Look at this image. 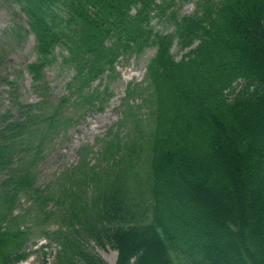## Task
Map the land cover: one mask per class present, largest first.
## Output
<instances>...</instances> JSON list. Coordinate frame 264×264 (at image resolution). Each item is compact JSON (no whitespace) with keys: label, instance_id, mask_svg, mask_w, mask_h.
Segmentation results:
<instances>
[{"label":"trees","instance_id":"1","mask_svg":"<svg viewBox=\"0 0 264 264\" xmlns=\"http://www.w3.org/2000/svg\"><path fill=\"white\" fill-rule=\"evenodd\" d=\"M186 1L195 3L191 15L180 14ZM0 2L18 6L35 37L27 70L39 91L60 60L75 72L70 97L51 111L44 99L19 117L3 116L0 264L30 256L29 229L14 215L22 191L44 220H59L46 233L61 247L59 264H106L87 249L86 236L116 248V264H264V0ZM148 48L156 52L145 81L131 83L122 103L121 126L130 132L110 136L97 155L82 147L76 168L60 178L61 192L36 188L31 168L39 154L73 126L66 102L103 111L113 95L93 83L111 81L121 59ZM175 48L185 52L180 60ZM0 81L16 95V80L0 74ZM33 142V158L19 160L17 151ZM137 167H148L146 183ZM147 198L149 215L136 205ZM50 200L66 209L48 211ZM116 222L127 226L102 227Z\"/></svg>","mask_w":264,"mask_h":264},{"label":"rangeland","instance_id":"2","mask_svg":"<svg viewBox=\"0 0 264 264\" xmlns=\"http://www.w3.org/2000/svg\"><path fill=\"white\" fill-rule=\"evenodd\" d=\"M181 15H191L195 12V3L186 1L179 6ZM20 14V15H19ZM156 29L163 30L164 25L156 21ZM24 27H27L25 17L20 13L18 6L0 2V74L8 77L10 80H16L17 91L11 85L0 81V128L3 127V116L10 113L19 117L23 111V106L38 105L41 101H45V112H49L56 107L65 98L70 97V89L68 87L75 72L72 67L63 64L60 60L57 64L46 69V90L39 91L27 70V66L34 62L36 55L34 52L35 37L28 34ZM17 32L21 36L16 35ZM155 48H148L140 55L126 56L117 64V74L114 79L108 81L106 78L97 80L92 85V89L109 87L112 93L111 101L106 105L103 111L97 108L83 110L80 107L66 102L64 108V117L73 118V126L69 128L67 133H63L54 140L48 142L42 152L39 154V162L31 169L36 173L35 187L47 189L52 186V193L55 195L60 190V178L70 171L79 161V151L82 147H92L93 153L97 155L104 141L115 136L119 132L120 137L130 132V128L121 126L122 103L125 102L126 89L132 83L134 85L145 81L146 70L150 60L154 57ZM185 52H179L174 49V55L180 60ZM238 86L241 88L242 85ZM137 96V95H135ZM16 100V102H14ZM35 113L40 109L34 108ZM143 112H149L144 109ZM121 126V127H120ZM151 126L148 125V129ZM149 133V130H148ZM37 144L33 142L28 146L26 151H17L16 157L19 160L27 161L33 158ZM95 157L94 155H91ZM96 160L93 159V163ZM101 168V167H98ZM148 167H137L136 172L146 183ZM7 172H0V182ZM64 183V180H63ZM51 189V188H50ZM95 194V189L90 191L89 196ZM20 201L16 204L14 215L21 216V229L28 230L29 240L25 245V250L30 252V256L17 264H59L58 256L61 250L58 242L53 241L46 235L58 229L60 222L57 218L44 220V212L40 211L41 206L38 202H34L27 191H22ZM149 198L137 200V210L147 212L149 215ZM53 200L46 204L48 211L59 213L65 210L64 207H58ZM57 208V209H56ZM42 212V213H41ZM115 225L127 226L125 222L109 223L104 228H111ZM70 234L75 235L71 230ZM86 236V235H85ZM86 247L97 257L103 259L106 264H116L118 258V250L111 244L102 245L93 238L86 236ZM178 261V258H176ZM180 264H191L186 260L180 261Z\"/></svg>","mask_w":264,"mask_h":264}]
</instances>
